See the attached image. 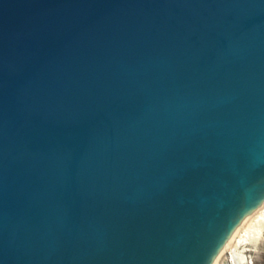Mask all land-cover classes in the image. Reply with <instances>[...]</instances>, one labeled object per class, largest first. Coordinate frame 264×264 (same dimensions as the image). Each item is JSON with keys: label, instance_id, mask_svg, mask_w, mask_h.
I'll list each match as a JSON object with an SVG mask.
<instances>
[{"label": "water", "instance_id": "water-1", "mask_svg": "<svg viewBox=\"0 0 264 264\" xmlns=\"http://www.w3.org/2000/svg\"><path fill=\"white\" fill-rule=\"evenodd\" d=\"M264 203V0H0V264H212Z\"/></svg>", "mask_w": 264, "mask_h": 264}, {"label": "rangeland", "instance_id": "rangeland-1", "mask_svg": "<svg viewBox=\"0 0 264 264\" xmlns=\"http://www.w3.org/2000/svg\"><path fill=\"white\" fill-rule=\"evenodd\" d=\"M229 254L236 264H264V203L236 228L212 264Z\"/></svg>", "mask_w": 264, "mask_h": 264}, {"label": "flooded vegetation", "instance_id": "flooded-vegetation-1", "mask_svg": "<svg viewBox=\"0 0 264 264\" xmlns=\"http://www.w3.org/2000/svg\"><path fill=\"white\" fill-rule=\"evenodd\" d=\"M220 264H236L235 261L230 257V254L228 257L223 259Z\"/></svg>", "mask_w": 264, "mask_h": 264}, {"label": "bare ground", "instance_id": "bare-ground-1", "mask_svg": "<svg viewBox=\"0 0 264 264\" xmlns=\"http://www.w3.org/2000/svg\"><path fill=\"white\" fill-rule=\"evenodd\" d=\"M236 230V229H235ZM233 234V233H232ZM232 236V235H231ZM230 239V238H229ZM227 243V242H226ZM219 257H217L216 259L218 260Z\"/></svg>", "mask_w": 264, "mask_h": 264}]
</instances>
